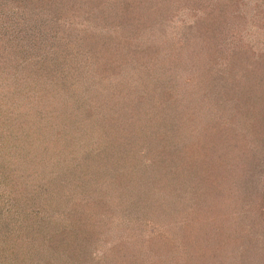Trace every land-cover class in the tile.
<instances>
[{
  "label": "rangeland",
  "instance_id": "374dc122",
  "mask_svg": "<svg viewBox=\"0 0 264 264\" xmlns=\"http://www.w3.org/2000/svg\"><path fill=\"white\" fill-rule=\"evenodd\" d=\"M93 3L97 7L88 8ZM11 5L15 10L5 11L12 13V30L35 28L44 38L39 58L51 63L55 58L63 69H75L64 76L65 87L50 82L47 88L32 83L25 67L16 74L33 84L22 89L28 96L6 101L0 93L3 129H10L13 113L35 115L28 121L32 143L28 149L27 138L17 158L23 172L35 162V180L19 185L14 196L33 193L37 202L46 203L58 196L61 209L77 208L82 217L78 235L89 239L83 247L88 264L264 260V231L259 234L254 225L256 212L264 209V0H161L154 4L159 13L139 19L143 28L133 36L111 22L120 12L116 0H80L79 16L67 13L45 22ZM213 18L220 30L204 39ZM238 64L257 82L244 107L257 124L242 113L230 121L227 109L211 115L212 98L201 96L214 78L228 76ZM257 76L263 77L261 83ZM5 86L18 89L12 82ZM6 132L0 128L3 139ZM3 139L0 155L12 161L17 152ZM79 168L93 175L81 188L84 194L68 188ZM39 182L51 191L33 192ZM80 196L82 206L74 204ZM87 199L95 206L87 208ZM54 210L40 214L45 219ZM242 211L244 219L238 215ZM241 236L252 245L248 255Z\"/></svg>",
  "mask_w": 264,
  "mask_h": 264
},
{
  "label": "trees",
  "instance_id": "16d2710c",
  "mask_svg": "<svg viewBox=\"0 0 264 264\" xmlns=\"http://www.w3.org/2000/svg\"><path fill=\"white\" fill-rule=\"evenodd\" d=\"M79 1L80 0H0V83L5 82L4 85L0 84V93L6 101L14 100V95L17 96L23 94V96H28L25 94V91H22V89H26L27 86H33V84L29 85L26 82H23L16 74L23 71V68L25 67H28V74H33L31 80L32 83L40 81L41 85L46 83V86L44 87L47 88L48 85L51 84L50 82L64 83V86L67 82L66 79H64V76H67L66 74L75 70L72 68L73 66L69 67V69H63L61 63H57L55 58L52 63L50 62L51 58H39L41 53H39L38 50L44 45L42 43L44 38L42 36L39 37V35L37 36V34L33 32L35 28H33L34 30L32 29L29 31V33L15 32V30H12L14 20L11 19L10 15H12V13L8 10L10 7H13L11 3H15L22 11L24 9L23 13L29 16L31 20L34 18V20H37L38 22H45L47 17L57 20L67 13H69L70 16H79L80 14H77L79 13V6L77 5ZM116 2L119 3L118 7L120 8V12H115L117 17L111 22L120 26L122 30L130 32L133 36L134 33L143 28V25L140 26L137 23L139 19H142V17L148 18L145 14L149 15V13L152 12L159 13L156 10V5H160L161 0H116ZM94 3L88 8L92 9L97 7V4L94 5ZM154 4L156 5L154 6ZM5 8H8L7 11H5ZM13 9L15 10L14 7ZM219 10L222 11L223 9ZM12 12L16 13V11ZM219 18H221V16H219ZM213 19L215 20L216 18ZM6 23L11 27V31L9 32H6L7 30H5ZM145 24L148 23L145 22ZM218 24L219 21L216 20L215 23L208 24L209 30L207 29V32L203 34L204 39L213 38L212 35L215 31L220 30ZM55 27L57 26L55 25ZM42 30L43 29L40 30L37 27V32L39 34H46V32ZM60 35L61 34H58L56 39H58ZM157 49V46H155L154 52H156ZM239 58L240 57H238V59ZM241 67L242 65L238 64L228 76L224 75V77L219 78V80L214 78L216 83L211 87L207 86V89L202 90L201 96L209 94L210 98H212L213 106L210 111L211 115L220 113L224 114V112L230 111L231 114L228 119L232 121L233 119L231 118L236 114L239 115L238 113H242V117L244 116L245 119L248 118L250 121L257 124L258 118L251 116V111L249 115L245 112V109L247 108H244L245 106L247 107L246 103L249 102L247 94L252 90L251 86H254L253 83L257 84V82L252 81V78L247 77L248 75L244 72L246 66L243 68ZM72 73L74 74V72ZM42 74L43 79L39 80ZM261 78L263 77L257 76L258 83L262 82L263 79ZM11 79H13V81ZM8 82L15 84L18 89L15 92L9 90L8 87L5 86L8 85ZM44 87L42 86V88ZM261 104H263L262 100L260 102V105ZM256 112L258 111L255 110L254 113ZM3 113L4 112L0 106V128L2 132L7 131L5 134L6 137L3 139L0 135V139H3V142L8 146H10L7 144L8 142L13 144L14 147L10 146L8 149L11 150V152H17L18 156L12 155V157L14 156L12 161L6 162L0 155V264H57L58 260H60V264L91 263V261L88 260L90 257L85 258L83 255L84 243L88 238H83L78 235L81 233L82 217L77 208L68 209L65 207L67 210L61 209L63 204L58 205V196L51 197L48 203L41 201L37 202L34 198L36 195H33V193L30 195L28 193H23L19 196H14L19 192V185H27L31 180H35L34 171L36 168L32 167L35 162L33 161V164L30 162L26 165V169L29 171L23 172L19 169V164H21L20 159H17L20 157L21 146L27 141V138H29L28 149L29 145L32 143V136L29 137L28 121L29 119L35 120V115H29L26 113H24L25 115H19L13 113L9 118L10 129L7 130L3 129L4 125L7 126L2 118ZM224 126H226L225 123ZM24 127H26V129ZM16 133L22 138V144L21 139L19 140ZM15 137L18 139H15ZM57 138L59 139V136H57ZM57 138L55 137V141L54 138L51 140L53 148H55L54 143L57 141ZM35 140L38 139L35 138ZM51 142H48V145ZM57 149L64 152V147L63 149L62 147H57ZM260 151L263 152V150ZM247 160H249V158H247ZM253 160L254 158L252 157L251 161ZM31 172L33 174L29 177ZM87 172L88 169L79 168L77 170L79 175L71 179L73 182L68 184V188L75 189L78 187L83 193V190L85 189L82 190L81 188H84V183L93 180V175L86 176ZM60 184L65 186L66 183L64 181ZM32 186L34 191L32 190V187H30V190L28 191H33L37 194L40 192L45 194L51 191L50 189H46V185L40 182L35 186ZM83 197L84 196H80V198L77 199L78 202L74 204L78 205L80 203L82 206V203L84 202ZM85 204L87 205V208H89V206H95L94 200L90 199H87ZM7 206H9V208ZM50 208L53 210L54 208L56 209L54 212L49 211L44 219L41 216L40 211L43 209L48 211ZM238 215H242L241 217L244 219L243 217L245 214H243V211ZM91 217H93V215L88 214L87 220L90 219V221H92ZM256 221L257 224L260 225V228L258 225H254L255 228L257 226L256 231L260 234L264 231V209H260L256 212L255 222ZM18 225L20 226L17 230ZM241 227L242 225L239 226V228ZM17 232L21 234L16 239ZM94 234L95 233L92 231L91 236ZM260 236L264 238L263 235L260 234ZM241 240L240 243H242V245L240 246L244 248L242 252L246 251V254L248 255L251 251L249 248H252V245L245 241L243 236H241ZM87 241H89V239ZM262 245L263 243L256 246L260 249ZM259 264H264V260L262 259Z\"/></svg>",
  "mask_w": 264,
  "mask_h": 264
}]
</instances>
